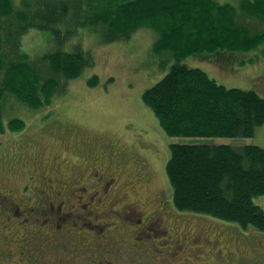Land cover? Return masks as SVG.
<instances>
[{
    "label": "trees",
    "instance_id": "trees-1",
    "mask_svg": "<svg viewBox=\"0 0 264 264\" xmlns=\"http://www.w3.org/2000/svg\"><path fill=\"white\" fill-rule=\"evenodd\" d=\"M241 15L261 25L253 29ZM77 25L96 30L103 42L128 39L143 25L156 31L152 52L167 54L174 63L143 91L142 101L169 137H250L264 124V96L226 87L183 62L193 54L229 61L263 47L264 0H240L237 7L217 0H0V134L25 127L15 113L6 115L11 104L40 110L67 80L94 63L80 48L48 51L31 62L22 35L44 29L61 36L65 28L70 37ZM97 81L93 75L88 85ZM169 149L165 173L174 211L264 231V209L254 201L264 195L262 146L172 142Z\"/></svg>",
    "mask_w": 264,
    "mask_h": 264
},
{
    "label": "rangeland",
    "instance_id": "rangeland-1",
    "mask_svg": "<svg viewBox=\"0 0 264 264\" xmlns=\"http://www.w3.org/2000/svg\"><path fill=\"white\" fill-rule=\"evenodd\" d=\"M217 1L237 7L240 0ZM240 17L253 29L261 25L249 17ZM64 29L61 36L44 29L23 34L21 46L28 59L36 62L48 51L80 48L90 52L94 63L67 80L63 91L40 110L33 111L22 104L8 107L6 115L15 113L24 120L25 127L0 134V188L11 187L18 194L25 183L34 184L35 180L28 177L34 171L43 176L55 174L57 166L69 173V166L78 155L82 163L76 166L87 174L93 157L69 148L71 138L89 136L96 143L93 156L95 153L99 158L103 157L100 146L110 142L115 144V154H111L115 163L108 160L110 154L106 152L108 165L104 159L100 171L118 179L115 188L123 195L115 202L117 210L123 211L126 205L141 199L148 211L156 215L147 224L148 231L142 237L145 240L139 241L132 233L134 220H128V214L115 217L121 228L117 246L123 255L122 264H264V231L251 226L244 229L238 223L206 214H179L173 210L172 189L165 173L172 142L257 144L264 148V124L257 126L250 137H169L152 109L142 101L143 91L161 79L174 63L169 55L152 52L156 31L143 25L128 39L103 42L94 29L77 25L70 37H65ZM262 48L240 58L232 55L229 61L215 59L216 55L193 54L183 62L203 69L226 87L254 89L264 96ZM93 75L98 78L97 84L89 86ZM4 118L6 122L8 117ZM254 201L264 209V195ZM162 224L170 229L168 242L157 239L156 233H165L162 229L156 232L155 228ZM83 254L72 250V256L81 259L79 264H85ZM15 260L17 256L7 264H17Z\"/></svg>",
    "mask_w": 264,
    "mask_h": 264
},
{
    "label": "flooded vegetation",
    "instance_id": "flooded-vegetation-1",
    "mask_svg": "<svg viewBox=\"0 0 264 264\" xmlns=\"http://www.w3.org/2000/svg\"><path fill=\"white\" fill-rule=\"evenodd\" d=\"M68 147L93 157L87 174L76 166L82 161L78 155L69 166L70 174L56 166L55 174L31 173L28 177L35 180L34 184L25 183L18 194L11 187L0 188V264H7L15 256L17 264H79L81 259L72 256L73 249L84 252L85 264H122L123 255L117 246L121 228L115 217L124 214L134 220L133 232L130 229L133 237L144 239L147 224L156 215L141 199L129 203L123 211L117 210L115 202L123 195L115 188L118 179L100 171L104 159L107 165L108 160L115 163L111 156L115 144L104 142L100 158L95 153L93 156L96 143L89 136L71 138ZM106 152L110 154L108 160ZM155 229L165 232L156 234L158 240L166 241L170 229L163 224Z\"/></svg>",
    "mask_w": 264,
    "mask_h": 264
}]
</instances>
